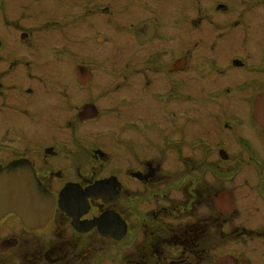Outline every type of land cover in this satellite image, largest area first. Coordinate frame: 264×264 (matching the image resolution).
<instances>
[{
	"label": "flooded vegetation",
	"instance_id": "obj_1",
	"mask_svg": "<svg viewBox=\"0 0 264 264\" xmlns=\"http://www.w3.org/2000/svg\"><path fill=\"white\" fill-rule=\"evenodd\" d=\"M151 1L0 0V264H264V0Z\"/></svg>",
	"mask_w": 264,
	"mask_h": 264
},
{
	"label": "water",
	"instance_id": "obj_2",
	"mask_svg": "<svg viewBox=\"0 0 264 264\" xmlns=\"http://www.w3.org/2000/svg\"><path fill=\"white\" fill-rule=\"evenodd\" d=\"M264 100V97H260L258 99V102H262ZM9 182L7 179L6 174L3 171H0V215L3 213H6L8 211L14 210L16 212H18L19 214H22V211L20 210V206L24 207L26 206L22 199L19 196H15V195H11V199H10V195H9ZM11 193H13V191H10ZM38 190L34 193L33 197H38ZM28 204L33 206L36 205L37 202L36 201H28ZM107 234L108 236H117L116 233H104Z\"/></svg>",
	"mask_w": 264,
	"mask_h": 264
},
{
	"label": "rangeland",
	"instance_id": "obj_3",
	"mask_svg": "<svg viewBox=\"0 0 264 264\" xmlns=\"http://www.w3.org/2000/svg\"><path fill=\"white\" fill-rule=\"evenodd\" d=\"M45 2V0H43ZM154 5L160 6L164 11H172L176 15H179L182 11L184 13V7L182 8L179 0H153L151 1ZM45 4V3H44ZM181 6V7H180ZM251 19V17L249 18Z\"/></svg>",
	"mask_w": 264,
	"mask_h": 264
}]
</instances>
